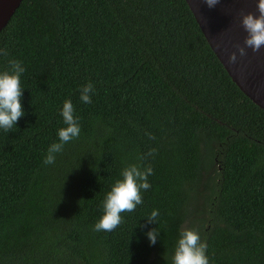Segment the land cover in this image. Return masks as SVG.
Segmentation results:
<instances>
[{
    "label": "trees",
    "instance_id": "1",
    "mask_svg": "<svg viewBox=\"0 0 264 264\" xmlns=\"http://www.w3.org/2000/svg\"><path fill=\"white\" fill-rule=\"evenodd\" d=\"M0 50V71L12 59L25 68V114L0 129V264H172L184 228L207 243L209 264H264V111L185 0H22ZM67 99L79 137L44 165ZM129 163L153 169L143 203L94 231Z\"/></svg>",
    "mask_w": 264,
    "mask_h": 264
},
{
    "label": "clouds",
    "instance_id": "2",
    "mask_svg": "<svg viewBox=\"0 0 264 264\" xmlns=\"http://www.w3.org/2000/svg\"><path fill=\"white\" fill-rule=\"evenodd\" d=\"M209 8L215 7L220 0H203ZM258 15L251 12L240 14V24L246 32L243 40V46L236 45V51L228 55V62L235 64L237 62V53L240 57L247 55L246 49L252 52H258L264 47V0L257 2ZM0 55H7L5 50H0ZM25 68L22 63L16 59L9 61V69L0 71V129L6 133L11 131L18 120L24 116L21 98L23 88L21 87V75ZM95 91L93 84L88 82L80 89V100L85 103H91V94ZM60 115L65 127L58 129V142L52 143L43 159L44 165H53L56 162V155L61 153L64 146L73 139L78 138L80 134L79 119L74 115V106L71 99L63 102ZM151 139L154 136L149 134ZM155 149H151L146 156H152ZM145 159L144 156L139 157ZM153 174L150 165L141 166L136 163L126 164L120 172V178L116 179L111 185L110 190L105 194L102 200L103 214L94 224V231L111 232L115 230L122 222V213L134 212L138 205L143 203L142 190L147 191L151 185L148 177ZM159 216V211L153 209L146 219L149 223H155ZM150 244L157 242L159 232L156 228L150 229L146 234ZM207 243L202 241L199 232L194 228H184L180 231L179 237L173 249L171 256L172 264H209L206 255Z\"/></svg>",
    "mask_w": 264,
    "mask_h": 264
},
{
    "label": "water",
    "instance_id": "3",
    "mask_svg": "<svg viewBox=\"0 0 264 264\" xmlns=\"http://www.w3.org/2000/svg\"><path fill=\"white\" fill-rule=\"evenodd\" d=\"M22 0H0V30ZM204 38L235 85L264 111V47L258 52L246 49L247 55L230 64L228 55L236 45L243 46L247 35L240 24L241 12L258 15V0H220L209 8L203 0H185Z\"/></svg>",
    "mask_w": 264,
    "mask_h": 264
}]
</instances>
